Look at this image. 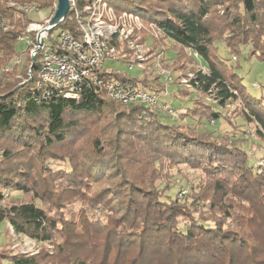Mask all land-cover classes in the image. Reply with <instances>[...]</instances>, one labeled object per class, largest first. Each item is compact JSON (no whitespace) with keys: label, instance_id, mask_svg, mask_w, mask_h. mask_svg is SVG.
<instances>
[{"label":"trees","instance_id":"1","mask_svg":"<svg viewBox=\"0 0 264 264\" xmlns=\"http://www.w3.org/2000/svg\"><path fill=\"white\" fill-rule=\"evenodd\" d=\"M56 1L0 0V14L17 25L13 31L0 33V205L7 192H18L21 196L32 194L36 200L48 204L52 201L55 204L62 203L67 196L76 197L83 192L82 189L89 186L88 178L93 180L97 176L114 175L116 170L113 167L103 165L104 147L100 141H95L91 145L92 150L84 152L88 162L85 160L81 164L69 156L67 158L72 161L70 171H48L42 182L35 177L37 172L45 173L43 166L56 158V146L66 143L70 137L76 136V132L79 133L81 121L101 117L106 111H112L115 120L124 126L131 127L136 123L144 126V141L165 149L169 154L165 157L172 161L181 159L185 163H192L194 167L202 169L205 175L209 174L212 182L208 189L206 186L202 188L203 193L192 197V203L195 204L185 206L180 198L168 203L156 196V190H143L137 183L127 179L123 184L128 189L125 197L129 198L122 203L125 204V212L113 222L112 231L108 233L107 241L105 239L110 245L112 238V245L107 248L106 254H113L115 264H119L124 256L130 258V253L133 256L131 264H170L171 261L176 264H264V167L254 170L253 165L249 164L248 153L241 148L247 141L218 136L216 131L208 129L210 121L215 126L219 121L226 120L224 113L216 111L215 106L206 108L202 101H197L186 112L180 107H173L181 115L180 120L167 116L161 109L147 112L152 121L146 124L143 122L144 117H141L146 112L144 107H126L112 101L105 92L95 93L88 89L79 101H74L40 99L32 83L15 90L28 79L30 58L24 57L21 79L16 76L17 65H13L11 71L6 69L11 59L17 57L16 47L18 37L24 32L23 22L28 23L30 20L17 16L10 4L35 5L48 15H53ZM76 1L79 7H83L92 0ZM106 1L118 13L127 11L140 15L144 22L155 24L179 48L197 53L198 59L202 61L199 63L194 59L197 68L200 64L205 71H194V78L190 81L192 86L202 96L212 98L220 109L240 101L244 108L234 119H241L248 125L254 124L256 137L264 147V97L257 98L249 92L236 71L227 76V63L222 57L212 55V33L205 21L210 13L207 1L199 4L179 0ZM242 1L247 15L256 21L257 0ZM71 18L70 11L62 28L78 38L79 31ZM255 50L253 57L264 63V48L256 44ZM36 70L37 66L33 69L34 74ZM114 75L130 85L140 84L159 95L164 88L163 83L155 77L147 82L125 74ZM173 103L175 99L172 100V106ZM188 119L195 120L197 127L182 122ZM229 121L232 130L242 126L232 119ZM199 126L202 127L201 132ZM221 140L222 144L219 142ZM37 145L39 151L35 152ZM35 158L44 164L40 166L41 169L35 166ZM113 161L115 158L108 163L112 165ZM115 167L120 168L121 164L115 163ZM117 176L124 180V171ZM49 178L55 185L59 184L57 193L56 187L47 181ZM166 178L164 173L156 174L154 181ZM203 197L205 201L207 198L210 205L209 211H206L209 217L206 216V219L202 218L204 215L195 206ZM97 199L99 202L95 203L98 205L105 202L104 197ZM104 204L108 208L110 203L106 200ZM3 223H9L16 234L29 236L38 242L53 241L59 224L43 206L34 201L10 207L1 206L0 225ZM82 226H85L83 218ZM67 246L74 249L72 242ZM63 248H58L60 253H65ZM108 258L101 264H109ZM73 263L72 260L68 264ZM0 264L43 263L35 257L2 253ZM76 264H91V261L89 258H78Z\"/></svg>","mask_w":264,"mask_h":264},{"label":"rangeland","instance_id":"2","mask_svg":"<svg viewBox=\"0 0 264 264\" xmlns=\"http://www.w3.org/2000/svg\"><path fill=\"white\" fill-rule=\"evenodd\" d=\"M179 1L184 3L197 2L198 4L201 1H207L210 6V13L205 21L212 33V55H217V58L222 57V60L227 63V76L236 71L235 73L243 78V85L249 92L256 95L257 98L264 97V63L252 55V53H256V50L254 51L256 44L264 48V0H257L256 2L258 16L256 21L247 15L242 0ZM33 18L34 20L39 19L37 15H33ZM59 32L60 29H57L54 35H58ZM132 38V41L125 43V46L129 47L131 44L136 51H142L140 55L143 58L144 69L141 79L151 82L153 77L157 78L155 71L158 67L161 73L165 75V77L157 78L164 85L162 93L167 89L168 94L175 99L174 108L180 107V110L186 112L188 107L197 101H202L206 108L210 107L209 105L215 106L216 111L224 113L226 120L219 121L215 126L210 121L208 129L216 131L218 136L242 138L247 141V144L241 148L247 151L249 164L253 165L254 170L264 167V147L261 140L256 137L255 125L245 124L241 119L235 120L237 113L243 110L244 105L239 101L220 109L212 101V98L202 96L191 85V75H194V71L196 69L205 71V68H201L200 64L197 68L195 60L199 63L202 61L195 57L193 50L179 48L153 23L149 22H144V28L135 29ZM47 43L49 44L48 41ZM26 49L27 43L18 42L17 56L25 52ZM129 58L132 61L137 60L136 57ZM15 59H11L8 68L13 67L16 62ZM19 60L16 76L21 79L25 58L22 57ZM114 67L121 69L122 65L114 64ZM130 74L135 76L136 72L133 71ZM141 117H144L143 122L146 124L152 121V117L147 113ZM179 117L181 115L179 116L178 112L176 119L180 120ZM229 119H232L238 126H242L232 130ZM81 122L79 124L80 131L75 133L76 136L70 137L66 143L56 146L57 159H52L45 165L40 164L37 158L34 159L35 166L40 168L41 165H44L42 169L45 172H37L35 177L42 182L48 171H70L72 161L70 162V159L67 158L69 156H73L81 164L85 163L84 152L92 150L91 145L95 141H100L105 149L104 164H102L113 167L116 172L114 175H107L106 177H94L93 180L88 178L89 186L84 187L83 192H80L76 197L67 196L62 203L55 204L52 201L50 205L36 200L32 194L21 196L22 194L18 192H7L0 207H10L19 203L34 201L37 205L43 206L49 215L59 222L58 233L51 242H38L29 236L16 234L9 223H3L0 225V254L8 253L11 256L35 257L43 264H68L72 260L73 264H76L78 258H89L91 264H101L109 257L107 259L109 264H115L113 254H106L107 248L112 245V238L110 245H107L106 238L108 233L112 231L113 222L117 221L125 212V204L122 203L129 198L125 197V192L127 193L128 189L125 188L126 186L123 187V184L127 179L137 183V186L143 190L151 192L156 190V196L168 203L180 198L185 206L195 204L192 203V197L197 196V193H203L202 188L205 186L208 189L209 184L212 185L209 174L206 173L205 175L202 169L194 167L192 163H185V160L175 159L172 161L165 157V155H169L164 151L165 149L151 146L150 143L147 144L148 141H144L145 136H143L144 126L139 123L131 127L124 126L123 123L115 120L112 111H106L101 117L89 118ZM182 122L190 123L194 128L197 127L195 120L188 119ZM200 128L202 127H198L201 132L202 129ZM219 142L222 144L223 140ZM34 151H39V145ZM114 158L115 161L111 163L112 166L108 161L114 160ZM98 160L100 163V159ZM118 162L121 164L120 168L115 167V163L117 165ZM121 171H124V180L117 176ZM162 173L167 178L158 182L154 181L155 175H162ZM121 180H123L122 183ZM47 181L50 183L51 179L49 178ZM53 185L56 187L55 192L57 193L59 184L56 183L55 185L53 181L51 186ZM18 197L22 198L18 200ZM100 197H104L105 202L98 205L95 202H99L97 198ZM106 200L110 203L108 208L104 204ZM195 206L201 211V215H204L203 219H206V216L209 217V214L206 213L210 209L207 198L205 201L203 197ZM82 218L85 226H82ZM71 242L74 244V249H69L67 246ZM59 247H64L65 253H60ZM105 255H107L106 258H104ZM131 255V253L128 255L130 258L124 256L125 260L123 259L119 264H131L130 261L133 257ZM170 264L176 263L171 261Z\"/></svg>","mask_w":264,"mask_h":264},{"label":"built area","instance_id":"3","mask_svg":"<svg viewBox=\"0 0 264 264\" xmlns=\"http://www.w3.org/2000/svg\"><path fill=\"white\" fill-rule=\"evenodd\" d=\"M69 2L71 19L79 31L78 38L62 28L66 19L56 27L51 25L54 14L48 15L35 5L10 4L17 16L30 20L23 22L24 32L18 37V42L27 43V49L15 57L14 65L19 64V58H30L26 81L32 83L37 97L79 101L88 89H92L95 93L105 92L112 101L126 107L141 106L146 113L161 109L167 116L177 118L178 112L172 106L173 98L167 89L159 95L140 84L130 85L114 75L125 74L139 80L143 76L142 51H136L131 44L125 46L132 41L135 29L144 28L141 16L127 11L118 13L106 0H92L83 7H79L76 0ZM56 7L57 3L55 11ZM33 15L39 19L34 20ZM15 27L16 24L0 14V33L13 31ZM57 29L60 32L55 36ZM194 55L198 58L197 53ZM129 57H136L137 60L132 61ZM114 64H121L122 68L116 69ZM35 66L37 70L34 74ZM133 71L135 76L130 74ZM155 74L157 78L165 77L158 67ZM193 78L194 75H191V80Z\"/></svg>","mask_w":264,"mask_h":264},{"label":"water","instance_id":"4","mask_svg":"<svg viewBox=\"0 0 264 264\" xmlns=\"http://www.w3.org/2000/svg\"><path fill=\"white\" fill-rule=\"evenodd\" d=\"M70 12L69 0H57L56 11L51 19V25L59 26L68 16ZM34 64L32 63V66ZM28 82L21 83L15 90L24 87ZM14 90V91H15Z\"/></svg>","mask_w":264,"mask_h":264}]
</instances>
